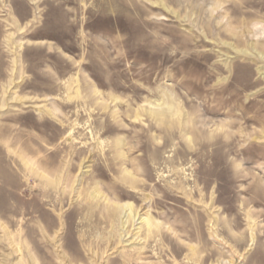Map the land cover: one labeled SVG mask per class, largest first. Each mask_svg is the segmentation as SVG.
<instances>
[{
    "label": "rangeland",
    "instance_id": "rangeland-1",
    "mask_svg": "<svg viewBox=\"0 0 264 264\" xmlns=\"http://www.w3.org/2000/svg\"><path fill=\"white\" fill-rule=\"evenodd\" d=\"M0 264H264V0H0Z\"/></svg>",
    "mask_w": 264,
    "mask_h": 264
},
{
    "label": "bare ground",
    "instance_id": "bare-ground-1",
    "mask_svg": "<svg viewBox=\"0 0 264 264\" xmlns=\"http://www.w3.org/2000/svg\"><path fill=\"white\" fill-rule=\"evenodd\" d=\"M261 32H263V31H261ZM261 35H262V33H260ZM168 98H170V97H168ZM170 101H172L171 99H170ZM158 110V109H157ZM153 112V111H152ZM151 112V113H152ZM155 112V111H154ZM153 112V115H157L158 116V118L160 119V118H163V117H166L165 115L167 114V113H169V114H171L172 115V117L174 116V117H177L179 114V111L176 109L175 110V107L173 106V103H169V104H167L166 105V108H164V109H160V110H158V112L157 113H154ZM171 115H169V116H171ZM167 116H168V114H167ZM180 116H181V114H180ZM172 117H170V118H172ZM158 118H157V120H158ZM169 118V119H170ZM178 118H180V117H178ZM177 118V119H178ZM176 119V120H177ZM174 120H175V118H174ZM178 121V120H177ZM179 124H181V122L179 121L178 122ZM28 164H29V162H28ZM28 164H26L25 163V166L26 165H28ZM30 164H32V165H36L38 168V170L39 169H42L43 167V165L41 164V162H38V161H31V163ZM30 172H36V171H34L33 170V168H32V170H30ZM125 175L126 176H128V177H131L132 178V174L130 173V172H128V171H126L125 172ZM95 191H97V190H95ZM97 194H98V192H97ZM93 195V196H92ZM100 195V194H99ZM98 195H96V193L94 192L93 194H90V196L88 197L89 199H92V200H94V199H96V198H98L97 197ZM117 205V204H116ZM127 208V209H126ZM126 208H123V209H126L127 210V212H128V210H130V213L128 214V216H129V218H130V214L131 215H133L132 213H131V208L129 207V205H126ZM120 208L118 207V206H115V211L117 210H119ZM122 209V208H121ZM114 210V209H113ZM125 211V210H124ZM134 213V212H133ZM148 215V214H147ZM124 216H125V214H124ZM151 217V216H150ZM133 218H132V216H131V218H130V220H132ZM140 219V218H139ZM127 220V219H126ZM128 221H129V219H128ZM133 221V220H132ZM153 220H151V219H149V218H146V219H144L143 218V220H142V222H144V224L148 227V228H151L152 226H154V224H153V222H152ZM156 222V221H155ZM141 223V222H140ZM156 224V223H155ZM157 225V224H156ZM156 225H155V227H156ZM122 226H123V223H122ZM154 229V228H153ZM155 229H157V228H155ZM20 249V248H19ZM194 250V249H193Z\"/></svg>",
    "mask_w": 264,
    "mask_h": 264
}]
</instances>
